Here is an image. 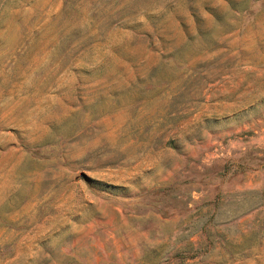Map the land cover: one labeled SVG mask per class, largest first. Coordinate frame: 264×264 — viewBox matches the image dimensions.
I'll return each mask as SVG.
<instances>
[{"label": "rangeland", "instance_id": "1", "mask_svg": "<svg viewBox=\"0 0 264 264\" xmlns=\"http://www.w3.org/2000/svg\"><path fill=\"white\" fill-rule=\"evenodd\" d=\"M0 264H264V0H0Z\"/></svg>", "mask_w": 264, "mask_h": 264}]
</instances>
